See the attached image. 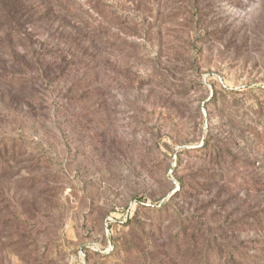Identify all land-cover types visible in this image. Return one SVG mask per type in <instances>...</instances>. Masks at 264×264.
Masks as SVG:
<instances>
[{
	"label": "rangeland",
	"instance_id": "obj_1",
	"mask_svg": "<svg viewBox=\"0 0 264 264\" xmlns=\"http://www.w3.org/2000/svg\"><path fill=\"white\" fill-rule=\"evenodd\" d=\"M14 1L0 264H264V0Z\"/></svg>",
	"mask_w": 264,
	"mask_h": 264
},
{
	"label": "trees",
	"instance_id": "obj_2",
	"mask_svg": "<svg viewBox=\"0 0 264 264\" xmlns=\"http://www.w3.org/2000/svg\"><path fill=\"white\" fill-rule=\"evenodd\" d=\"M21 3H22L21 0H15L14 6L21 5ZM18 10L19 8H14V7L9 10H5L4 8V11L0 13V42H3V40H5L7 41L5 43H7L9 46L12 45L13 47L20 43L22 44V40L24 39L22 31L27 30L26 27L24 28V26L21 25L23 22L22 20H20V17L17 16ZM22 59H23L22 61L26 62L25 63L26 67L32 65V63L37 65H42L43 67V59L38 56L31 55L29 51H27L23 55ZM11 69L12 70H8L9 73L7 75L5 76L0 75V79L2 81H7L10 85L23 83L27 79H30L31 81L34 82L43 75L40 72L39 73L40 76H37L36 74L33 75L31 74L30 77L28 78V74L26 73L28 72L27 68L21 69V68H17L16 66H11ZM213 146L214 145H209V146L207 145L201 149H194L193 151L197 150L199 153V151L206 149L205 152H203L205 156L201 155V157H206V158L208 157V159H210V157L213 158L218 153V150Z\"/></svg>",
	"mask_w": 264,
	"mask_h": 264
}]
</instances>
